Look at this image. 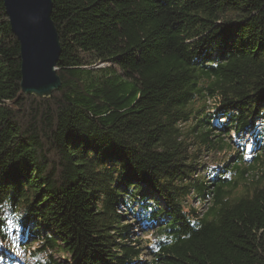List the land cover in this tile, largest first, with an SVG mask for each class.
<instances>
[{
	"label": "trees",
	"instance_id": "obj_1",
	"mask_svg": "<svg viewBox=\"0 0 264 264\" xmlns=\"http://www.w3.org/2000/svg\"><path fill=\"white\" fill-rule=\"evenodd\" d=\"M52 2L62 84L38 96L0 0L1 256L264 264V0Z\"/></svg>",
	"mask_w": 264,
	"mask_h": 264
},
{
	"label": "water",
	"instance_id": "obj_2",
	"mask_svg": "<svg viewBox=\"0 0 264 264\" xmlns=\"http://www.w3.org/2000/svg\"><path fill=\"white\" fill-rule=\"evenodd\" d=\"M12 30L20 42L22 89L46 96L62 82L57 74L60 36L52 19V0H4Z\"/></svg>",
	"mask_w": 264,
	"mask_h": 264
},
{
	"label": "rangeland",
	"instance_id": "obj_3",
	"mask_svg": "<svg viewBox=\"0 0 264 264\" xmlns=\"http://www.w3.org/2000/svg\"><path fill=\"white\" fill-rule=\"evenodd\" d=\"M104 63H100L97 66H103ZM37 95V94H36ZM39 96V95H38ZM189 125L185 124L184 128L188 129ZM205 151V152H204ZM228 157V155L226 154V152H206V150H203V154H202V158L200 159L201 163L204 164L206 167H209V169H211L212 167H216L218 165H221L223 163L224 160H226ZM194 205H197L196 201L193 200ZM6 214L8 215V223H9V230H10V236L11 239H15L18 235V228L17 225L14 223V220L12 218V214L10 213V211L8 209H5ZM152 234V233H150ZM152 238L154 239L155 236L154 234L152 235ZM3 252L7 255L9 253L8 250H3ZM57 257H59L60 255L57 254ZM17 260H15L14 262H8L6 260L5 256H1L0 253V264H33V259L28 258L25 254L24 251H21L17 254V256H15ZM65 264H70V261H68L65 257L61 258Z\"/></svg>",
	"mask_w": 264,
	"mask_h": 264
}]
</instances>
